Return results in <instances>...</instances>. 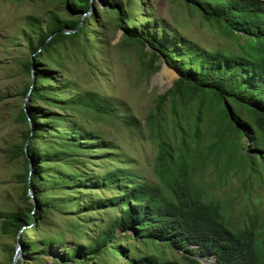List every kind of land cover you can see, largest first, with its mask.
<instances>
[{"label":"trees","instance_id":"16d2710c","mask_svg":"<svg viewBox=\"0 0 264 264\" xmlns=\"http://www.w3.org/2000/svg\"><path fill=\"white\" fill-rule=\"evenodd\" d=\"M56 1L63 14L52 11L45 22L26 19L30 55L19 58L18 73L28 82L18 95L28 101L16 116L26 130L21 142L3 150L23 167L17 181L25 204L0 210L2 234L19 238L31 258L17 264H264V218L257 211L237 217L232 205L194 181L214 166L220 182L232 172L245 176V188L254 178L264 184V0H182L237 40L238 54L201 47L153 15L147 0ZM109 26L124 31L114 48L135 51L139 80L147 81L164 62L179 76L154 96L144 123L67 75L69 60L92 65L96 54L109 60ZM5 98L0 94V102ZM83 114L147 130L157 145L159 182L90 129ZM59 165L66 171L58 172ZM56 215L64 217V232L35 241L21 233L55 227ZM8 252L7 264H13L15 248Z\"/></svg>","mask_w":264,"mask_h":264},{"label":"rangeland","instance_id":"374dc122","mask_svg":"<svg viewBox=\"0 0 264 264\" xmlns=\"http://www.w3.org/2000/svg\"><path fill=\"white\" fill-rule=\"evenodd\" d=\"M147 3L152 8L153 15L163 20L170 28L178 30L183 36L200 44L201 47L210 51L225 49L232 54L240 52L237 40L227 36L216 25L211 26L199 13L188 11L182 0H147ZM62 10L63 6L56 0L42 2L0 0V94L6 97L0 102V210L3 211H13L18 201L19 204H25L24 199L19 198L23 194V185L17 181V175L23 173L22 164L18 161H8L7 154L3 150L11 147L17 140L21 142L22 133L26 130L25 125L16 120L27 99L18 95L28 82L24 73H18L21 70V66H18L19 58L30 55L28 43L23 35L26 19L28 16H36L45 22L50 12L57 11L63 14ZM106 20L110 21V18L106 17ZM142 21L143 18H140L139 22ZM102 26L101 22L100 28ZM106 31L110 40L109 49L112 52L109 60L104 59L100 54L92 57L94 58L92 65L82 61L81 58L69 60L67 75L83 89L98 91L109 98H114L118 104L123 105L121 111L125 112L129 108L131 116L144 123L148 111L154 106V96L167 92L179 76L173 71L174 69L166 67L164 62L160 71L151 75L147 81L139 80V65L135 51L121 54L114 48L120 42L124 31L110 26ZM239 42L243 44L245 39L241 38ZM97 48L103 49L101 45ZM51 68L58 70L55 64H51ZM79 118L90 129L101 131L105 138L115 142L121 153L134 158L137 170L146 178L152 182H159L155 171L157 145L149 138L147 130L139 133L126 127L119 119H106L98 115L84 117L83 114ZM63 171H66L65 167L59 165L58 172ZM232 175L231 172L220 182L215 167L210 166L205 172L197 173L194 181L202 186L206 195L232 205L237 217L244 218L245 211L249 213L257 211L259 216L264 218V184H260L254 178L253 183L245 188V176ZM245 191H248L247 195L242 196ZM105 195L110 196L111 192H106ZM54 221L55 227L45 225L41 232L24 228L21 233L25 231L26 236L35 241L44 238L45 235L49 237L50 234L64 232L66 229L64 217L56 215ZM8 246L15 248L14 257L19 256L18 261L31 259L25 255L23 248L16 254L18 243L13 236L2 234L0 223V263H8ZM52 250L59 252L55 248ZM50 256L52 255L47 257ZM170 256L179 257L184 263L179 254L170 253ZM203 261L206 264H215L213 259Z\"/></svg>","mask_w":264,"mask_h":264},{"label":"water","instance_id":"95a60500","mask_svg":"<svg viewBox=\"0 0 264 264\" xmlns=\"http://www.w3.org/2000/svg\"><path fill=\"white\" fill-rule=\"evenodd\" d=\"M91 13H92V11H90L88 14L90 15ZM164 65H165L166 67H169V66L167 65V63H164ZM163 67H164V66H163ZM33 69H34V68H33ZM173 71L176 73L175 70H173ZM176 74H177V73H176ZM177 76H178V74H177ZM33 81L35 82V76H34V75H33ZM27 101H28V98L25 100L24 107L26 106ZM26 111H27V109H26ZM29 194L33 197V191H32V190L29 191ZM17 243H18V247H17V252H16V254H17L18 252H21V251H22V245H21V242L19 241V238H18ZM18 258H19V256L14 257L13 264H16V263H17ZM204 264H206V262H204Z\"/></svg>","mask_w":264,"mask_h":264},{"label":"clouds","instance_id":"9594fccd","mask_svg":"<svg viewBox=\"0 0 264 264\" xmlns=\"http://www.w3.org/2000/svg\"><path fill=\"white\" fill-rule=\"evenodd\" d=\"M208 261H211V259H209Z\"/></svg>","mask_w":264,"mask_h":264}]
</instances>
